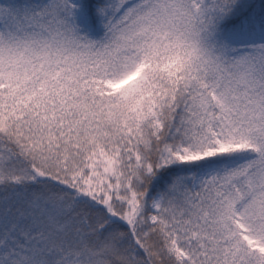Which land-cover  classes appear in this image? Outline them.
Segmentation results:
<instances>
[{"label": "snow or ice", "instance_id": "obj_1", "mask_svg": "<svg viewBox=\"0 0 264 264\" xmlns=\"http://www.w3.org/2000/svg\"><path fill=\"white\" fill-rule=\"evenodd\" d=\"M0 264H264V0H0Z\"/></svg>", "mask_w": 264, "mask_h": 264}]
</instances>
